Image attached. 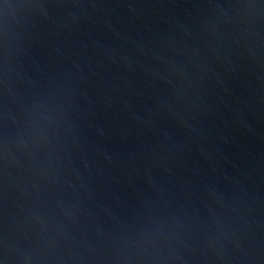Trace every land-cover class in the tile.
I'll return each instance as SVG.
<instances>
[{
  "label": "water",
  "instance_id": "obj_1",
  "mask_svg": "<svg viewBox=\"0 0 264 264\" xmlns=\"http://www.w3.org/2000/svg\"><path fill=\"white\" fill-rule=\"evenodd\" d=\"M0 264H264V0H0Z\"/></svg>",
  "mask_w": 264,
  "mask_h": 264
}]
</instances>
